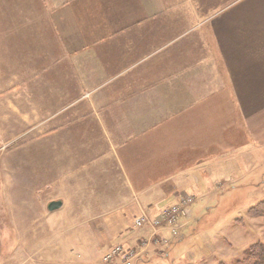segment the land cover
<instances>
[{"label":"crops","instance_id":"obj_1","mask_svg":"<svg viewBox=\"0 0 264 264\" xmlns=\"http://www.w3.org/2000/svg\"><path fill=\"white\" fill-rule=\"evenodd\" d=\"M127 1L71 3L74 8L89 6L80 28L95 30L88 43L94 44L97 59L107 58V67H121L107 70L105 90L88 102L104 136L95 142L93 165L101 166L97 172L103 184H111L103 195L86 188L87 197L79 198L75 192L78 211L105 206L87 211L102 218L93 224L98 234L91 251L97 255L90 264L119 241L127 246L148 242L153 256L147 259L169 256L173 243L198 219L191 214L174 238L168 230L153 236L150 225L136 227L134 219L142 212L158 217L162 206L185 194L197 195L201 184H222L224 165H233L241 151L250 154L256 146L254 125L246 129V143L239 139L241 108L256 111L264 102V0H237L222 7L194 39L186 38L194 29L189 23L154 22L167 10L165 5ZM39 4L40 44L53 48L63 39L58 25L65 0ZM76 173L79 184L101 183L93 176L85 182L80 170ZM90 232L95 235L93 228Z\"/></svg>","mask_w":264,"mask_h":264},{"label":"rangeland","instance_id":"obj_2","mask_svg":"<svg viewBox=\"0 0 264 264\" xmlns=\"http://www.w3.org/2000/svg\"><path fill=\"white\" fill-rule=\"evenodd\" d=\"M39 1L0 0V264H90L97 255L91 251L98 234L93 224L102 218L87 211L105 206L78 211L75 192L79 198L87 197L86 188L103 195L111 184H103L97 172L101 166L93 165L95 142L104 136L88 102L105 90L107 70L121 67H107V58L97 59L94 44L88 43L95 30L80 28L89 6L74 8L76 0H65L58 25L63 39L53 48L41 45ZM154 1L167 7L154 22L189 23L194 29L186 38L194 39L217 11L237 0ZM223 73L230 80L225 66ZM256 95L263 99V94ZM259 105L256 111L241 108L238 115L243 142L248 126H255L254 151L240 150L233 165H224L222 184H201L197 195L181 197L197 198L190 214L198 221L173 243L169 256L147 259L153 256L148 250L137 261L237 264L251 245L264 243V214H251L252 207L264 203V102ZM79 170L85 182L93 176L101 183L79 184ZM74 180L78 183L72 184ZM53 200L64 205L50 210ZM101 262L102 257L97 264Z\"/></svg>","mask_w":264,"mask_h":264},{"label":"built area","instance_id":"obj_3","mask_svg":"<svg viewBox=\"0 0 264 264\" xmlns=\"http://www.w3.org/2000/svg\"><path fill=\"white\" fill-rule=\"evenodd\" d=\"M194 200L193 195H186L173 203L163 206L159 211V216L156 218H151L146 212H142L135 218V225L139 227L150 225L153 228V236L159 235L164 228L169 229L172 234L176 235L184 224L183 219L190 215V205ZM148 245L146 241L140 248L127 247L118 243L103 255L101 264H115L118 258H121L122 264H133L143 253H148Z\"/></svg>","mask_w":264,"mask_h":264},{"label":"trees","instance_id":"obj_4","mask_svg":"<svg viewBox=\"0 0 264 264\" xmlns=\"http://www.w3.org/2000/svg\"><path fill=\"white\" fill-rule=\"evenodd\" d=\"M261 203L251 208L253 216L264 214V203ZM237 264H264V243L257 242L251 245L247 255L239 260Z\"/></svg>","mask_w":264,"mask_h":264},{"label":"water","instance_id":"obj_5","mask_svg":"<svg viewBox=\"0 0 264 264\" xmlns=\"http://www.w3.org/2000/svg\"><path fill=\"white\" fill-rule=\"evenodd\" d=\"M62 205H63L62 200H53L49 203L48 208L50 210H55V209L61 208Z\"/></svg>","mask_w":264,"mask_h":264}]
</instances>
